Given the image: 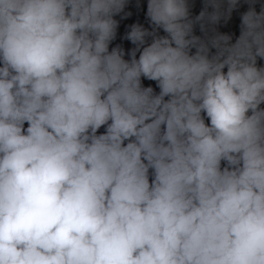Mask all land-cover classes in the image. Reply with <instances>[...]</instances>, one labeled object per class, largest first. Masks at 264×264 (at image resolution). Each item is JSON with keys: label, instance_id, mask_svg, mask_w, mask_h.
<instances>
[{"label": "clouds", "instance_id": "obj_1", "mask_svg": "<svg viewBox=\"0 0 264 264\" xmlns=\"http://www.w3.org/2000/svg\"><path fill=\"white\" fill-rule=\"evenodd\" d=\"M0 264H264V0H0Z\"/></svg>", "mask_w": 264, "mask_h": 264}]
</instances>
